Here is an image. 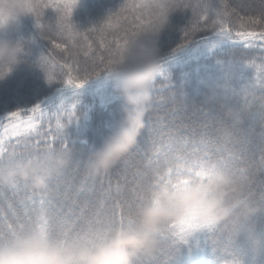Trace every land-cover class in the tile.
<instances>
[{
	"label": "trees",
	"instance_id": "1",
	"mask_svg": "<svg viewBox=\"0 0 264 264\" xmlns=\"http://www.w3.org/2000/svg\"><path fill=\"white\" fill-rule=\"evenodd\" d=\"M123 2L80 0L73 12V22L78 30L86 31L118 11ZM205 2L213 4L216 10L229 13L227 26L233 33L260 31L259 25L247 24L246 28H241V24L249 17L259 15L264 0ZM55 15L54 9H45L43 22L47 25ZM191 18L190 11L177 10L160 35V53L166 61L163 66L165 76L158 77L154 84L153 105L146 118V127L126 163L122 161L110 173L99 177L90 176L86 171L85 163L89 156L118 130L125 118L124 101L113 84L106 81L109 83L106 85L107 97L99 86H92L103 82V78L92 81L83 89L85 97L78 98L79 122L69 125L67 112L60 113L61 123L69 125L66 137L71 150L69 163L61 174L53 177L45 190L36 189L31 183L26 189L23 186L18 190L0 187V233H10L19 227L20 222L27 223L25 212L36 222L41 211L49 215L54 227L64 224L74 227L75 231L86 230L90 224L99 227L118 219L125 202L146 190L158 175L167 174L169 168L172 169V178L176 179L179 176L187 178L186 169L196 170L198 165L214 163L221 157L230 158L241 166L260 164L264 158V107L245 103L240 90L246 82L240 79L248 81L260 74L264 80L261 74L264 66L261 59L264 48L261 45L264 41H245L237 37L234 43L220 42L215 47L206 44L190 46L172 57L183 41L184 29L189 27ZM117 31L108 29L100 32L98 26L97 32L89 33L93 45L91 50L86 49L84 42L77 37L79 64L74 67L73 75L89 63L90 56L102 52L100 41H111ZM0 35L22 42L24 49L20 63L15 67L0 68V116H5L3 123L6 126V114L11 111L50 98L56 102L60 85L47 82V74L39 63L41 55L46 54L53 61L49 71L54 81L67 79L65 73L68 70L62 65L68 58L65 52L40 38L32 17L24 20L19 32ZM203 35L205 33H198L197 38ZM55 42L62 43L59 39ZM250 43L256 46L247 47ZM85 51H88L87 56ZM204 69L215 71L212 72L213 77L201 82L198 72ZM229 112L239 118L229 116ZM56 115V109H52L41 124L34 114L22 111L20 120L27 121L32 116L43 129V135L49 120L55 128ZM3 133L4 128L0 127V136ZM18 139L23 141L25 138L9 137L6 140L9 150L12 146L22 147L15 144ZM27 139L33 143L36 136ZM53 146L58 150L61 148L59 141H54ZM206 153L210 156L208 161H205ZM41 196L46 201L43 207L39 203ZM115 227L113 225V229ZM254 239L264 240V212L251 218L249 231L235 238L221 236L216 247L201 234L188 245H182L171 260L168 250L159 248L153 256L140 257L138 264H230L233 260L230 253L240 257L243 264H264V245L256 247Z\"/></svg>",
	"mask_w": 264,
	"mask_h": 264
},
{
	"label": "clouds",
	"instance_id": "2",
	"mask_svg": "<svg viewBox=\"0 0 264 264\" xmlns=\"http://www.w3.org/2000/svg\"><path fill=\"white\" fill-rule=\"evenodd\" d=\"M148 2L153 6L156 23L128 43L106 79L124 101L125 118L118 130L86 161V171L93 177L110 173L132 154L152 109L153 87L164 66L160 35L181 0ZM192 2L184 0L186 4ZM38 5L39 0H0V33L19 32L25 19L34 18ZM23 50L22 42L0 35V68L15 67ZM229 116L236 117V114L229 112ZM69 159L67 153L57 151L4 163L0 165V185L24 181L45 190L50 180L61 174ZM196 173L186 185L150 192L135 207L130 223L111 229L100 239L65 240L30 230L11 242L0 244V264H138L140 257L153 256L158 251L166 223L189 219L214 226L232 238L249 231L251 218L264 212V202L255 194L243 193L239 169L210 163L196 169ZM253 243L260 247L264 240L254 239ZM236 260L243 264L240 257L236 256Z\"/></svg>",
	"mask_w": 264,
	"mask_h": 264
},
{
	"label": "snow or ice",
	"instance_id": "3",
	"mask_svg": "<svg viewBox=\"0 0 264 264\" xmlns=\"http://www.w3.org/2000/svg\"><path fill=\"white\" fill-rule=\"evenodd\" d=\"M79 2L80 0H47V2L39 0L38 8L34 14L35 27L39 31L41 39L46 40L48 44H52L54 48L65 52L68 59L62 65V68H67L68 70L65 73L67 79L54 81L53 75L49 71V67L53 61L46 54L41 55L39 63L47 74V82L49 85L53 83L60 85L57 97L55 98L56 102L54 103L53 99L50 98L49 100L35 103L33 106L11 111L6 114L8 120L6 126L3 123L5 116H0V127L4 128L3 136H0V165L4 163L12 164L42 154L50 155L57 151L70 155L71 150L69 149V142L66 137V129L72 123L79 122L80 116L77 114V108L80 103L78 97L81 90L92 81L102 78L106 80L110 75L112 65L122 57V53L128 43L146 28L154 25L157 19L153 6L148 0H124L119 10L110 14L101 24L94 25L86 31H80L73 22V12ZM177 7L181 11H190L192 18L189 27L184 29L182 43L174 50L172 57H175L190 46L206 44L210 47H215L220 42L234 43L237 37L245 41H264V7H262L258 16L249 17L247 21L241 24V28H246L247 24L259 25V32L244 30L235 33L227 26L229 13L227 11L221 12L216 10L213 4L205 2V0H193L191 4H186L184 0H181ZM50 8L54 9L56 15L46 25L43 22L45 19V9ZM225 9H227V5H225ZM121 21H124V23L122 24ZM98 26L100 32L108 29H117L118 31L111 41L105 43L104 40H101L100 48L102 52L98 55L90 56L89 63L81 67L78 74L73 75L74 67L79 64L80 46L77 37L84 42L86 49L91 50L93 45L90 41L89 33L97 32ZM198 33H205V35L197 38ZM207 33L211 34L208 35ZM57 39L61 40L62 43H56ZM255 46L251 43L247 45L249 48ZM261 47L264 48V45H261ZM84 54L87 56L88 51H85ZM261 59L264 61V57ZM164 63L166 61H163ZM261 74L264 75V66L261 67ZM160 76H165L164 68H162ZM240 95L247 105L264 107V80L257 86L256 81L249 79L243 89L240 90ZM57 102L59 103V108H57ZM52 109H56L57 111L55 128L52 127L51 120H49L43 135H41L43 129L34 121L32 116L27 121L20 120L22 111L25 113L30 112L34 114L36 120H39L43 124L44 117ZM61 112H67L69 125L66 126L61 123ZM13 118L16 119L14 120ZM32 135L36 136V140L33 143H29L27 138ZM9 137H24L23 141L18 139L15 142L17 146L22 145V147L12 146L11 150H9V146H6V140ZM54 141H59L61 145L59 150L53 146ZM208 160H210V156L206 153L205 161ZM126 161L127 158L123 162L126 163ZM214 163L238 168L242 174L243 193L245 195L255 194L261 202H264V158H261L258 166L255 164L241 166L242 164L234 163L230 158L226 159L223 157ZM207 164H210V162L198 165L197 169ZM184 172L187 178L179 176L173 179L171 168H169L167 174L158 175L156 181L149 183L146 190H143L140 194H134L131 201L125 202L124 207L120 208L118 219H112L107 224L99 227H92L90 224L86 230L82 231H75L74 227L64 224L54 227L47 213L41 211L36 217V222H33L32 217L25 212L27 223L20 222L19 227L11 230L10 233H0V244L11 242L24 232L30 230H39L44 234H51L65 240L77 238L92 242L100 239L113 229V225L122 227L125 223H130V218L133 215L135 207L150 192L161 187L186 185L197 174L196 170L192 169H186ZM21 186L26 189L30 185L28 182L17 181L9 187L18 190ZM0 187L3 186L0 185ZM39 203L42 207L45 205L46 201L43 196L40 197ZM201 234L207 237L213 247H216L219 243V238L225 235L218 228L202 224L195 219L183 222H169L163 228L159 248H166L171 260L182 245H188L194 237H198ZM228 237L231 238L230 236ZM230 255L233 256L230 264H238L236 256L231 253Z\"/></svg>",
	"mask_w": 264,
	"mask_h": 264
},
{
	"label": "rangeland",
	"instance_id": "4",
	"mask_svg": "<svg viewBox=\"0 0 264 264\" xmlns=\"http://www.w3.org/2000/svg\"><path fill=\"white\" fill-rule=\"evenodd\" d=\"M213 71H215V70L214 69L213 70H211V69H204L203 71L198 72V79L201 82H205L207 79H210L211 77H213V74H212ZM257 78H259V79H257ZM102 80H103V82H97L96 84H94L92 86L93 87L99 86L104 91L105 95L108 97L109 96V92H108V89L106 88V85L109 84V83L106 82L107 80H105V79H102ZM252 80L256 81L257 86H259V83L262 81V79L260 77V74H257L255 77H253ZM240 81L241 82H247V80L245 78L240 79ZM84 92L85 91L81 90L79 97H81V98L85 97L83 95Z\"/></svg>",
	"mask_w": 264,
	"mask_h": 264
}]
</instances>
